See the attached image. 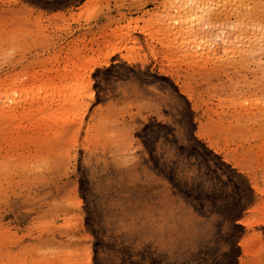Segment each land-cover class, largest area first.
I'll use <instances>...</instances> for the list:
<instances>
[{"label":"rangeland","instance_id":"obj_1","mask_svg":"<svg viewBox=\"0 0 264 264\" xmlns=\"http://www.w3.org/2000/svg\"><path fill=\"white\" fill-rule=\"evenodd\" d=\"M1 101L0 264H264V0H0Z\"/></svg>","mask_w":264,"mask_h":264},{"label":"bare ground","instance_id":"obj_2","mask_svg":"<svg viewBox=\"0 0 264 264\" xmlns=\"http://www.w3.org/2000/svg\"><path fill=\"white\" fill-rule=\"evenodd\" d=\"M114 48V47H113ZM115 48H117V47H115ZM119 49V50H118ZM119 51H120V48H117V49H110V50H108V51H106L107 53L104 55L103 53V55H102V57H101V59L99 58V59H93V60H89L88 62L89 63H87L86 62V65H88V68H86L85 70H86V76L87 77H89V75H90V73L94 70V68H100V67H102V66H106L108 63H109V59H110V57L111 56H113L114 54H119ZM97 58V57H96ZM124 59V58H123ZM125 61L126 62H130L128 59H125ZM84 67H86V66H84ZM83 79V78H82ZM90 81V80H89ZM24 85V84H23ZM22 86V84L20 83V86L17 84V83H11L10 85H8V86H5V88L3 89V91H2V100H3V98H6L8 95H9V97L11 98V97H15V93L14 92H16V93H18V90H19V92L21 93V91L23 90V91H25L26 92V90L23 88L22 90H20L19 89V87H21ZM23 87V86H22ZM21 87V88H22ZM69 87V86H68ZM31 88V87H30ZM29 89V88H28ZM60 89V88H59ZM62 89H60V90H58V92L59 91H61ZM63 90H64V88H63ZM62 90V91H63ZM70 90H72V89H70ZM27 91H31V93L30 92H28V93H30L29 95H31L32 93H33V91L32 90H27ZM61 91V92H62ZM75 91V90H74ZM89 91V90H88ZM87 91V92H88ZM80 92V91H79ZM13 94L14 96H10V94ZM27 93V92H26ZM55 93V92H54ZM73 93H76V91L75 92H73ZM72 93V94H73ZM91 93V92H90ZM51 94H52V92H51ZM33 95V94H32ZM63 95V94H62ZM88 95V94H87ZM91 95V94H90ZM19 96V95H18ZM68 96V95H67ZM19 97H21V96H19ZM18 97V98H19ZM30 97V99H32V98H34L33 96H29ZM32 97V98H31ZM9 98V101H10V105H8V107L9 108H7L8 109V111H7V119L13 114V112H14V109L17 107V106H21L20 104H19V102L20 101H25V102H28L27 100H24V98H23V100H18V98L17 99H14V103H13V101H12V103H13V105L11 104V100L12 99H10ZM16 98V97H15ZM28 98V96H26V99ZM51 98V97H50ZM76 98V97H75ZM22 99V98H21ZM42 99V98H41ZM47 99V98H46ZM64 99V98H63ZM5 100V99H4ZM15 100H17V101H15ZM8 101V100H7ZM31 101V100H30ZM36 101H38L37 99H36ZM63 101V100H62ZM3 102H5V101H3ZM2 101H1V103L0 104H2V105H5L6 106V104H4ZM64 102V101H63ZM62 102V103H63ZM39 103V102H38ZM44 103V102H43ZM7 104H9L8 102H7ZM19 104V105H18ZM27 104V103H26ZM30 104H32V103H29L28 105H30ZM34 104V103H33ZM49 104V103H48ZM22 106H23V102H22ZM50 106V105H49ZM55 106H56V104H55ZM61 106V105H60ZM3 107V106H2ZM1 107V108H2ZM30 107V106H29ZM1 108H0V110H1ZM6 108H4L3 107V109H6ZM20 108V107H19ZM56 109H57V107H56ZM26 111H24L23 113H25ZM23 113H22V115H23ZM27 114V113H26ZM14 116H15V113H14ZM24 116H25V114H24ZM23 116V117H24ZM22 117V116H21ZM19 118V117H18ZM28 118V117H27ZM7 119L5 120V121H7ZM9 119H13L12 117L11 118H9ZM8 119V120H9ZM22 120V119H21ZM45 120V119H44ZM47 120V119H46ZM54 120V119H53ZM61 121V120H60ZM47 124V123H46ZM259 222V224L261 223V224H264V220H258ZM240 223L242 224V225H244V226H249V224H248V220H247V222H245V220H240Z\"/></svg>","mask_w":264,"mask_h":264}]
</instances>
